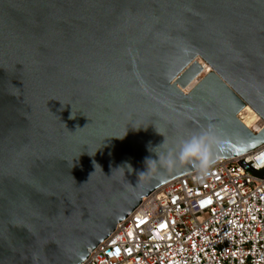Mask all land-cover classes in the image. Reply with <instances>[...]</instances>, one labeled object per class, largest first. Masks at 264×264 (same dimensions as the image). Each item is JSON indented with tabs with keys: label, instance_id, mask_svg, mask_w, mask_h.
I'll return each mask as SVG.
<instances>
[{
	"label": "water",
	"instance_id": "1",
	"mask_svg": "<svg viewBox=\"0 0 264 264\" xmlns=\"http://www.w3.org/2000/svg\"><path fill=\"white\" fill-rule=\"evenodd\" d=\"M246 106L264 122V0H0V264L85 262L192 172L138 183L165 137L263 145Z\"/></svg>",
	"mask_w": 264,
	"mask_h": 264
},
{
	"label": "built area",
	"instance_id": "2",
	"mask_svg": "<svg viewBox=\"0 0 264 264\" xmlns=\"http://www.w3.org/2000/svg\"><path fill=\"white\" fill-rule=\"evenodd\" d=\"M238 161L264 169V144L164 184L81 264H264V180Z\"/></svg>",
	"mask_w": 264,
	"mask_h": 264
},
{
	"label": "clouds",
	"instance_id": "3",
	"mask_svg": "<svg viewBox=\"0 0 264 264\" xmlns=\"http://www.w3.org/2000/svg\"><path fill=\"white\" fill-rule=\"evenodd\" d=\"M223 143L222 135L214 128L192 132L173 145H169L165 137L163 144L150 148L157 159H146V171L139 174L138 183L185 169H191L197 177L207 176L218 162Z\"/></svg>",
	"mask_w": 264,
	"mask_h": 264
},
{
	"label": "bare ground",
	"instance_id": "4",
	"mask_svg": "<svg viewBox=\"0 0 264 264\" xmlns=\"http://www.w3.org/2000/svg\"><path fill=\"white\" fill-rule=\"evenodd\" d=\"M203 65H205L203 63ZM211 68L208 65H205V74L210 73ZM202 77V76H201ZM201 78H197L186 90V92L193 89L198 83ZM239 118L241 121L251 130L254 132L260 133L264 129V122L261 119L260 115L250 106H246L239 114Z\"/></svg>",
	"mask_w": 264,
	"mask_h": 264
},
{
	"label": "rangeland",
	"instance_id": "5",
	"mask_svg": "<svg viewBox=\"0 0 264 264\" xmlns=\"http://www.w3.org/2000/svg\"><path fill=\"white\" fill-rule=\"evenodd\" d=\"M202 77H203V75H202Z\"/></svg>",
	"mask_w": 264,
	"mask_h": 264
}]
</instances>
